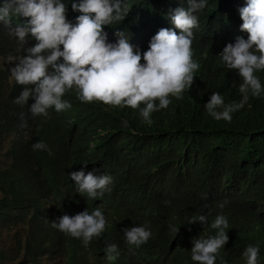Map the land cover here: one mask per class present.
Listing matches in <instances>:
<instances>
[{
    "label": "trees",
    "instance_id": "16d2710c",
    "mask_svg": "<svg viewBox=\"0 0 264 264\" xmlns=\"http://www.w3.org/2000/svg\"><path fill=\"white\" fill-rule=\"evenodd\" d=\"M64 2L74 25L81 13L71 5L79 0ZM245 4L207 0L195 13L199 28L193 30L192 50L200 67L194 83L182 98L169 97V106L154 111L151 123L140 109L82 102L75 88L62 97L70 108L33 116L34 99L16 103L25 86L0 63V231L23 227L15 233L23 263L61 256V264H197L191 259L193 241L214 236L218 229L211 224L223 215L229 239L215 264H247L243 252L249 245L259 247L258 264H264V92L259 98L249 94L230 122L216 120L205 107L213 92L225 105L242 98V78L220 53L236 36L247 39L238 12ZM179 6L187 8V0H123L124 20L104 26L108 42L118 40L120 29L147 50L160 28L173 27L170 16ZM27 46L0 25V60L27 55ZM255 74L264 88V70ZM40 141L47 149L33 150ZM81 169L112 178L104 198L108 228L87 247L82 238L52 226L63 211L88 209L92 198L79 193L70 177ZM201 214L207 223H188ZM134 226L151 232L140 247L128 245L123 231ZM111 243L119 255L110 260L105 249Z\"/></svg>",
    "mask_w": 264,
    "mask_h": 264
},
{
    "label": "clouds",
    "instance_id": "9594fccd",
    "mask_svg": "<svg viewBox=\"0 0 264 264\" xmlns=\"http://www.w3.org/2000/svg\"><path fill=\"white\" fill-rule=\"evenodd\" d=\"M245 1L238 12L242 20L240 31L248 34L247 39L236 36L235 42L227 43L220 53L227 68L236 70L242 78L239 86L242 98L225 105L223 97L213 92L205 107L216 120L230 122L231 114L244 107L249 94L259 98L264 92L255 74L264 70V0ZM122 4L123 0L73 2L72 10L81 13L73 25L67 19L64 0H2L0 25L8 27L9 35L15 36L21 45H28L27 55L7 59L15 61L14 67H10L11 74L18 84L25 86L16 103L26 104L31 97L33 116L47 117L50 108L60 112L71 107L62 97L75 88L82 102L140 109L144 120L151 123V114L167 108L171 103L169 97L182 98L183 92L191 89L194 73L200 67L193 60V30L199 28L195 13L206 7L207 0H187V8H175L170 16L173 27L160 28L145 51L130 43L129 36L120 29L115 32L118 40L108 42L104 26L124 20L128 9ZM19 17L27 18L28 22L13 20ZM30 38L34 44L30 45ZM124 123L126 126L127 121ZM46 149L42 141L33 145V150ZM70 177L78 185V192L86 193L91 202L87 210L63 211L58 223L54 221L52 226L74 238H82L87 247L108 228L104 198L112 191L109 187L112 178L92 171L85 173L83 169L71 172ZM197 221L207 223L206 215L188 223ZM211 228L218 229L214 236L193 241L191 259L197 264H215L216 254L228 242L229 225L223 215L215 218ZM8 230L18 233L23 232V227ZM178 230L179 227L172 228L175 233ZM123 231L130 246L140 247L151 237L143 226ZM105 251L110 260L119 255L115 243L108 244ZM243 256L247 264H258L259 247L247 246Z\"/></svg>",
    "mask_w": 264,
    "mask_h": 264
},
{
    "label": "rangeland",
    "instance_id": "374dc122",
    "mask_svg": "<svg viewBox=\"0 0 264 264\" xmlns=\"http://www.w3.org/2000/svg\"><path fill=\"white\" fill-rule=\"evenodd\" d=\"M0 63L6 67H14L15 61L0 60ZM14 230L0 231V264H30L23 263L22 247L18 244ZM50 261V262H49ZM62 258L45 259L40 264H61Z\"/></svg>",
    "mask_w": 264,
    "mask_h": 264
},
{
    "label": "bare ground",
    "instance_id": "6f19581e",
    "mask_svg": "<svg viewBox=\"0 0 264 264\" xmlns=\"http://www.w3.org/2000/svg\"><path fill=\"white\" fill-rule=\"evenodd\" d=\"M64 202H65V201H64ZM67 202H68V201H67ZM55 203H56V202H55ZM60 204H61V203H60ZM61 205H62V204H61ZM66 205H67V204H66ZM62 206H63V205H62ZM64 207H65V206H64ZM70 207H71V206H70ZM66 208H67V206H66ZM68 208H69V207H68ZM68 208H67V209H68ZM44 210H45V209H44ZM49 211H50V210H48V212H49ZM18 226H19V225H18ZM31 227H32V226H31ZM24 228H26V227H24ZM25 230H26V229H25ZM31 231H32V229H31ZM29 232H30V231H29ZM29 240H30V239H29ZM52 253H53V252H52ZM52 253H51V254H52ZM60 257H61V256H60ZM48 259H49V258H48ZM50 259H51V258H50ZM49 262H50V261H49Z\"/></svg>",
    "mask_w": 264,
    "mask_h": 264
}]
</instances>
